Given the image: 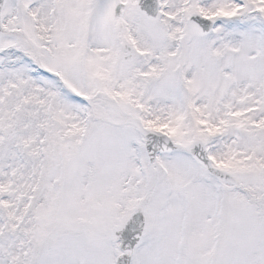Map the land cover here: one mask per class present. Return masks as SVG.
Listing matches in <instances>:
<instances>
[{"label": "snow or ice", "instance_id": "6c2138e0", "mask_svg": "<svg viewBox=\"0 0 264 264\" xmlns=\"http://www.w3.org/2000/svg\"><path fill=\"white\" fill-rule=\"evenodd\" d=\"M0 264H264V0H0Z\"/></svg>", "mask_w": 264, "mask_h": 264}]
</instances>
